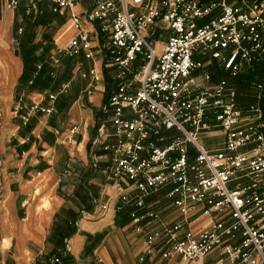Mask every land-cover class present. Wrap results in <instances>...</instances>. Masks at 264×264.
<instances>
[{
	"label": "built area",
	"instance_id": "1",
	"mask_svg": "<svg viewBox=\"0 0 264 264\" xmlns=\"http://www.w3.org/2000/svg\"><path fill=\"white\" fill-rule=\"evenodd\" d=\"M47 1L73 26L64 44L52 39L50 65L61 56L90 60L86 69L74 66L86 94L103 80L102 68L111 72L89 142L91 166L103 160L116 198L134 207L131 220L152 225L141 253L156 264L208 254L213 264H264V0H90L83 12L73 10L77 0ZM150 36H161L159 51ZM212 62L227 76L213 79ZM238 75L249 76L247 103L230 81ZM67 86L43 93L30 111L53 113ZM64 255L66 239L49 264H68Z\"/></svg>",
	"mask_w": 264,
	"mask_h": 264
},
{
	"label": "crops",
	"instance_id": "2",
	"mask_svg": "<svg viewBox=\"0 0 264 264\" xmlns=\"http://www.w3.org/2000/svg\"><path fill=\"white\" fill-rule=\"evenodd\" d=\"M8 1L0 0V264H45L47 256L63 248L64 239L68 257L63 261L68 264H156V257L141 253L152 225L131 220L134 207L116 198L114 186L101 172L103 160L91 166L89 142L105 96L102 81L86 94L87 80L82 79L83 86L66 108L56 104L49 115L30 111L44 95L18 82L22 62L12 47L19 20L25 26L29 18L23 0L17 8L7 7ZM89 5L90 0H77L73 10L83 12ZM53 18L47 24L57 28L51 39L62 45L73 26L67 16L55 13ZM156 47L159 51L160 41ZM81 61L86 67L88 62ZM94 65L101 67L99 61ZM155 198L152 194L145 201ZM213 258L208 254L182 261L171 256L162 263L213 264Z\"/></svg>",
	"mask_w": 264,
	"mask_h": 264
},
{
	"label": "trees",
	"instance_id": "3",
	"mask_svg": "<svg viewBox=\"0 0 264 264\" xmlns=\"http://www.w3.org/2000/svg\"><path fill=\"white\" fill-rule=\"evenodd\" d=\"M32 2L34 5V8L30 7L31 8V9H29L30 12L26 14L29 19H30V16H32V18H33L31 21L29 19H27V23H29V26H34L37 24L47 25L48 23L51 22L52 19H54L53 17H55V13L51 12L49 1H47V0H40V1L32 0ZM43 2L46 4L47 8H42L40 6H38L37 8L35 7L36 4L39 5L40 3H43ZM15 34H16V32H15ZM23 35H24V33H23ZM25 35L26 36L24 38L21 36L20 41L17 42L19 44V54H20V58H21V62H22V70H21V73L18 77V82L21 83L22 86L26 85L27 88L35 89L41 93H46V92L57 90L63 84L54 85V83H51V81H50V78L53 76V68H52L53 66H51L49 63V55L51 54L50 50H52L53 46H51V44H49L50 43L49 42L48 45L43 46V48H41V51L36 54L34 46L29 44V41H31L30 38H31L32 34L29 31H27V33ZM102 38L103 37L99 34L98 35L99 41H102ZM45 55L48 58V63L45 62V59H42L45 57ZM61 57H64V58L71 60L73 62V61H76L79 56L74 57V58L73 57H67V56H61ZM36 62H38L37 64L39 65V68H36V65H37ZM59 62H60V60H59ZM70 65H71V63H70ZM218 69H220V68H218ZM102 74H103V79L105 78V82H103V84H104L103 93L105 95L103 98V100H104L106 98V95H107L109 89H110L111 80H110L109 76L107 75V70L105 68H102ZM226 76H227V74L224 71L220 72L219 74H217V72L214 71L212 78L217 79L219 77H226ZM248 79H249V76H247V75H238L236 77L231 78L230 81L236 85L238 90H245L247 87ZM70 82H71V76L68 79V85H70ZM67 91L68 90H65L63 92H60L57 95V97L55 99L54 107L56 104L60 108L68 107L71 100L75 98L76 93L71 91L70 94H65ZM65 235L68 236L69 234H65ZM50 256L46 257L45 264H49L48 260H49ZM67 257H68V255H64L61 257V259L63 260V259H66Z\"/></svg>",
	"mask_w": 264,
	"mask_h": 264
},
{
	"label": "rangeland",
	"instance_id": "4",
	"mask_svg": "<svg viewBox=\"0 0 264 264\" xmlns=\"http://www.w3.org/2000/svg\"><path fill=\"white\" fill-rule=\"evenodd\" d=\"M23 1H24L23 11H26V14H27V13L30 12L29 11V9H31L30 7L34 8L33 2H32V0H23ZM19 2H20V0L16 1V5H15L16 8L19 6L18 5ZM38 6H40L42 8H47V6H46V4L44 2L40 3L39 5L38 4L35 5L36 8ZM13 10H15V9H13ZM19 26L21 28L20 31L18 32V31L15 30V32H18V33H16V34L13 33V37H12L13 38L12 47H13V51L14 52H17V53L19 52V44L17 42L20 41V37L21 36L23 38L26 36L25 34L27 33V31H29L32 34L31 38H30L31 41H29V44L34 46L36 54L41 51V48H43V46L48 45L49 42H50L49 44H51V46H52L51 36L55 33L57 28H55L53 26H49V25H46V26H44V25L29 26V23H26L25 26H24V22L22 20L21 21L19 20V24H17L16 27H19ZM23 33H24V35H23ZM149 39L151 41H154V39H156L157 42H158L162 38H161V36H159L157 38H156V36H150ZM102 58H104L102 52H97L93 56V60L96 61V63ZM205 58H206V56H202V57L201 56H195L194 57L195 61H197V62H202ZM42 59H45V62L48 63V58H47L46 55ZM77 60L81 61L82 58L79 56L77 58ZM86 62H88L87 66L90 65V63H91L90 60H86ZM37 63L38 62H36V64ZM70 63H71V65H70ZM74 63H75V61L72 62L71 60H68V59H66L64 57H61L59 64L57 66H53L52 67L53 68V76L50 78V81H51V83H54V85L64 84L65 82L68 81V79L71 76V82H70V85H68L66 87L65 90H68V91L65 94H70L71 91L76 93V94H78L79 93L78 92L79 88L81 86H83V83H84V81L77 76V72L73 71V68H74L73 64ZM82 65H83V62L80 65V68L82 67V69H85L87 67V66L85 67L84 65L83 66ZM207 69H209L210 72L216 71L217 74L222 72L220 69L217 68L216 64H214L213 62H212V64L210 66L207 67ZM110 73L111 72H107V75H110ZM258 73H259V70L255 69V71H253L252 74H251V76H252L251 80L257 79ZM102 82H105V78L102 80ZM50 92H53V91H50ZM238 95H239V100L242 103H247V102L250 101V97H249L247 91L238 90ZM217 139H218V137H217ZM204 143H206L205 139H204ZM153 197H161V193L158 192L156 194H153ZM157 207L160 208L161 210L164 208V210H165V205H161L160 206V204L158 203ZM4 244H7V243L4 242Z\"/></svg>",
	"mask_w": 264,
	"mask_h": 264
},
{
	"label": "bare ground",
	"instance_id": "5",
	"mask_svg": "<svg viewBox=\"0 0 264 264\" xmlns=\"http://www.w3.org/2000/svg\"><path fill=\"white\" fill-rule=\"evenodd\" d=\"M157 48V47H156Z\"/></svg>",
	"mask_w": 264,
	"mask_h": 264
}]
</instances>
